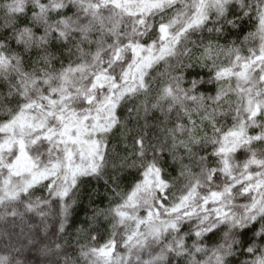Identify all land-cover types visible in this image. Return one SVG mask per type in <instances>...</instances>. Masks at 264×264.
<instances>
[{
  "label": "snow or ice",
  "instance_id": "obj_1",
  "mask_svg": "<svg viewBox=\"0 0 264 264\" xmlns=\"http://www.w3.org/2000/svg\"><path fill=\"white\" fill-rule=\"evenodd\" d=\"M0 113V264H264V0H0Z\"/></svg>",
  "mask_w": 264,
  "mask_h": 264
},
{
  "label": "trees",
  "instance_id": "obj_2",
  "mask_svg": "<svg viewBox=\"0 0 264 264\" xmlns=\"http://www.w3.org/2000/svg\"><path fill=\"white\" fill-rule=\"evenodd\" d=\"M205 71H206V70H205ZM232 98L235 99V96H233ZM2 119H3V114L0 113V120H2ZM225 123H226V125L230 126L231 123H232V121H231V119L229 118ZM256 131H258V129H249L250 134H255ZM0 136H2V134H0ZM237 157H239V160H240V161H243V159L246 158V157H244L241 153H237ZM253 168H254V166H253ZM169 171H172V170L169 169ZM173 175H175L174 172H173ZM93 183H94V182H93ZM88 187L91 188L92 185H88ZM125 187H126V185H125ZM237 187H239V185H237ZM100 191H101V192L104 191V189H103L102 186L100 187ZM37 194L39 195V193H37ZM174 195H179V193H178V192H177V193H174ZM169 199H172V197H169ZM238 202L243 203V202H246V201L244 200L243 197H241V198H239ZM97 203L100 204V203H102V202H101V201H97ZM106 203H107V201H103V204H106ZM88 207H89L88 201H85L83 207H82L81 209L78 210V214H77V220H78V221H82V220L84 219V216H85V210H86ZM143 214H144V213L141 212V215H143ZM106 239H107V234H104V235L99 239L98 243L102 245V244L105 242ZM72 243L74 244L75 241L73 240ZM117 251H121V252H122L123 249L118 247ZM145 259H147V256H146V255H145Z\"/></svg>",
  "mask_w": 264,
  "mask_h": 264
}]
</instances>
